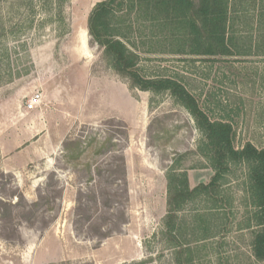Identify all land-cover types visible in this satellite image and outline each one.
I'll use <instances>...</instances> for the list:
<instances>
[{"label": "rangeland", "instance_id": "374dc122", "mask_svg": "<svg viewBox=\"0 0 264 264\" xmlns=\"http://www.w3.org/2000/svg\"><path fill=\"white\" fill-rule=\"evenodd\" d=\"M97 1L67 0L64 27L49 22L51 13L33 0L32 8L13 17L16 33L0 37V264H173L170 251L158 255L153 236L166 211L164 174L179 155L187 174H195L204 162L194 152L201 135L168 95L130 90L104 67L86 30ZM153 56L141 61L147 72L157 70L153 66L188 72L199 90L214 94L210 115L229 111L237 146L245 140L264 144V60H233L222 75L212 63ZM206 73L210 77L203 80ZM34 94L40 101L28 110ZM79 136L96 143L111 137L117 145L105 154L87 149L78 162L68 161L62 143ZM88 166L107 179L94 176L87 184ZM122 166L124 180L114 179ZM199 172L196 182H208L210 169ZM231 180L238 199L242 171ZM45 187L47 198L29 213L28 204ZM99 191H107L108 205L89 200L78 206L79 192ZM225 240L224 264H262L250 255L247 231L232 230ZM210 250L200 264H216Z\"/></svg>", "mask_w": 264, "mask_h": 264}, {"label": "trees", "instance_id": "16d2710c", "mask_svg": "<svg viewBox=\"0 0 264 264\" xmlns=\"http://www.w3.org/2000/svg\"><path fill=\"white\" fill-rule=\"evenodd\" d=\"M39 1L51 13L49 22L65 27L67 0ZM32 7L33 0H0V37L16 33L19 28L12 20L16 12ZM86 30L89 42L98 47L104 67L130 90L149 92L154 98L166 94L174 105L189 113L201 135L194 151L204 160L199 167L213 171L208 182L190 187L187 171L180 164L181 155L166 168V211L159 231L153 234L159 244L158 255L167 250L173 264H200L210 246L216 264H224L221 249L226 235L232 230L247 231L250 255L264 264L263 142L245 140L237 146L236 122L229 111L222 109V116L212 117L209 107L217 105L214 94L199 90L188 72L168 71L164 66H153L157 70L147 72L141 66V61H154L153 55H168L189 65L196 61L212 63L217 71L223 70V75L233 60H264V0H99L87 15ZM201 75L203 80L210 77L209 73ZM116 145L111 137L96 143L94 138L79 136L65 139L62 149L64 158L78 162L87 149L105 154ZM239 171L242 196L237 199L231 179ZM118 172L119 178L114 179L124 180L123 166ZM87 173V184L96 180L94 176H103L89 166ZM106 192H96L99 197L95 192L85 196L79 192L78 206L89 200L108 205L111 198L104 195ZM46 193V187L38 190L37 200L28 204L29 213L47 198Z\"/></svg>", "mask_w": 264, "mask_h": 264}, {"label": "crops", "instance_id": "0c3cea01", "mask_svg": "<svg viewBox=\"0 0 264 264\" xmlns=\"http://www.w3.org/2000/svg\"><path fill=\"white\" fill-rule=\"evenodd\" d=\"M81 32H82V33H81ZM85 36H86V32H85V30L83 29V30H81L80 33H79L80 43H81L82 46L85 45ZM83 39H84V40H83ZM83 41H84V42H83ZM197 168H198V169H197ZM197 168H193V170L197 169V171H195V174L191 175V177H190L189 174H187L188 184H189L190 187H194L195 185H197V184H199V183H206V182H199V183L196 182V181H198L199 179H201V177H202V174H200V172H199L200 170L210 169L211 173L209 174V177H211V175L213 174L212 169L209 168V167H205V168H199V167H197ZM234 195H235V194H234ZM241 195H242V193H240V196H238V197H241ZM235 197H237V196L235 195ZM238 199H240V198H238Z\"/></svg>", "mask_w": 264, "mask_h": 264}, {"label": "built area", "instance_id": "2783aa9c", "mask_svg": "<svg viewBox=\"0 0 264 264\" xmlns=\"http://www.w3.org/2000/svg\"><path fill=\"white\" fill-rule=\"evenodd\" d=\"M40 101V95L39 94H34L30 99L25 104L26 109L32 110L36 107V105Z\"/></svg>", "mask_w": 264, "mask_h": 264}, {"label": "bare ground", "instance_id": "6f19581e", "mask_svg": "<svg viewBox=\"0 0 264 264\" xmlns=\"http://www.w3.org/2000/svg\"><path fill=\"white\" fill-rule=\"evenodd\" d=\"M82 33V32H81ZM84 40V39H83ZM84 42V41H83Z\"/></svg>", "mask_w": 264, "mask_h": 264}]
</instances>
